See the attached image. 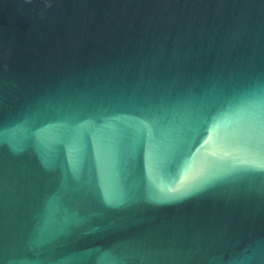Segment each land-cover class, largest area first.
Wrapping results in <instances>:
<instances>
[{
  "label": "water",
  "instance_id": "1",
  "mask_svg": "<svg viewBox=\"0 0 264 264\" xmlns=\"http://www.w3.org/2000/svg\"><path fill=\"white\" fill-rule=\"evenodd\" d=\"M0 264H264V0H0Z\"/></svg>",
  "mask_w": 264,
  "mask_h": 264
}]
</instances>
